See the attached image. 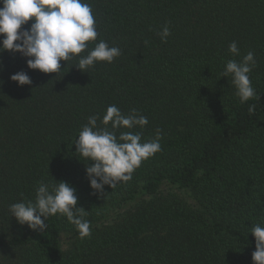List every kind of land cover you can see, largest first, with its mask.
Masks as SVG:
<instances>
[{"label":"trees","instance_id":"obj_1","mask_svg":"<svg viewBox=\"0 0 264 264\" xmlns=\"http://www.w3.org/2000/svg\"><path fill=\"white\" fill-rule=\"evenodd\" d=\"M84 2L99 33L88 50L101 39L119 47L112 63L82 72L76 59L60 61L59 72L45 74L19 53L0 52V264H253L249 227L264 226V0ZM233 41L239 56L228 51ZM249 51L257 95L241 104L221 74ZM19 71L30 85L10 80ZM112 104L148 118L131 130L142 142L160 129L161 150L130 181L93 194L85 173L93 162L72 142ZM52 178L76 189L89 237L61 215L48 217L43 232L11 216V204L34 200L38 182Z\"/></svg>","mask_w":264,"mask_h":264},{"label":"clouds","instance_id":"obj_2","mask_svg":"<svg viewBox=\"0 0 264 264\" xmlns=\"http://www.w3.org/2000/svg\"><path fill=\"white\" fill-rule=\"evenodd\" d=\"M30 19V26L22 28ZM170 34L167 24L158 33L163 41ZM98 35L92 6L84 0H0V52L19 53L26 58L28 69L57 73L61 70L60 61L73 59L77 60L74 66L82 72H87L97 62L110 64L122 50L102 39L88 50L89 42L96 41ZM86 50L85 55H80ZM228 51L234 57L240 55L235 41L229 44ZM255 66L254 53L249 51L239 61L229 59L221 74V77H231L234 96L241 104L257 95L249 77ZM10 80L18 86L32 83L24 71L11 75ZM254 110V105L248 109L249 113ZM98 120L103 127L98 126ZM147 124L148 118L136 109L125 114L115 104L107 106L102 117L95 114L87 118L72 143L76 153L93 162L85 168L93 194L102 193L105 185L114 188L119 182L130 181L141 163L161 150L160 129L143 142L142 133L131 131ZM119 129L128 131H119L117 135ZM53 181L51 184L38 182L34 200L11 204V216L18 224L43 232L48 217L61 215L76 228L81 238L89 237L90 221L85 219L87 211L77 207L76 189L67 182ZM248 233L255 240L251 254L253 264H264V226L252 225Z\"/></svg>","mask_w":264,"mask_h":264},{"label":"rangeland","instance_id":"obj_3","mask_svg":"<svg viewBox=\"0 0 264 264\" xmlns=\"http://www.w3.org/2000/svg\"><path fill=\"white\" fill-rule=\"evenodd\" d=\"M127 208H129V205L126 206H121L118 209H114L113 211H111L108 215V221H111L114 219L115 216L118 215V213H122L123 211H125ZM70 240V234L68 233H63L61 235V246L63 249H66L68 246V241Z\"/></svg>","mask_w":264,"mask_h":264}]
</instances>
